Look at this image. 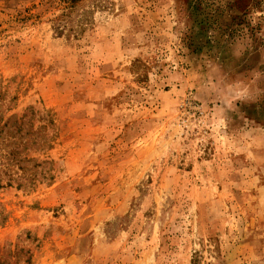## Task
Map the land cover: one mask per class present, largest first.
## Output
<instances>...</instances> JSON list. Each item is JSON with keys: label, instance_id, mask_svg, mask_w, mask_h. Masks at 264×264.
<instances>
[{"label": "rangeland", "instance_id": "obj_1", "mask_svg": "<svg viewBox=\"0 0 264 264\" xmlns=\"http://www.w3.org/2000/svg\"><path fill=\"white\" fill-rule=\"evenodd\" d=\"M0 264H264V0H0Z\"/></svg>", "mask_w": 264, "mask_h": 264}, {"label": "clouds", "instance_id": "obj_2", "mask_svg": "<svg viewBox=\"0 0 264 264\" xmlns=\"http://www.w3.org/2000/svg\"><path fill=\"white\" fill-rule=\"evenodd\" d=\"M243 51H244V48H241L240 51L236 54L241 56L243 54Z\"/></svg>", "mask_w": 264, "mask_h": 264}]
</instances>
